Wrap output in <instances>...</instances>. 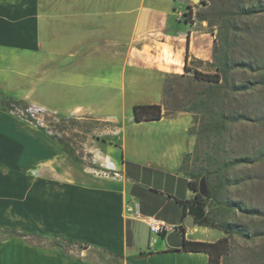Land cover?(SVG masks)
<instances>
[{
	"label": "crops",
	"instance_id": "0c3cea01",
	"mask_svg": "<svg viewBox=\"0 0 264 264\" xmlns=\"http://www.w3.org/2000/svg\"><path fill=\"white\" fill-rule=\"evenodd\" d=\"M176 1L0 0V94L104 125L86 143L96 169L0 111V229L87 243L1 236L0 264H208L206 253L169 251L148 224L159 217L185 228V239L206 240V228L196 236L199 226L185 227L180 203L194 195L181 169L197 144L192 115L133 114L136 104H164L167 79L184 75L186 62L192 71L214 62L215 35L196 17L179 19ZM181 1L179 11L196 13Z\"/></svg>",
	"mask_w": 264,
	"mask_h": 264
},
{
	"label": "rangeland",
	"instance_id": "374dc122",
	"mask_svg": "<svg viewBox=\"0 0 264 264\" xmlns=\"http://www.w3.org/2000/svg\"><path fill=\"white\" fill-rule=\"evenodd\" d=\"M190 2L197 6L198 13L209 12L214 17L215 25L208 26V21H205V25L215 35L216 64L220 66L225 59L229 62L243 60L245 63L230 68L227 80L223 81L224 87L198 81L193 73L184 72L187 74L184 77L173 75L168 78L165 94L169 109H189L201 99L207 100L206 105L197 109L199 111L197 114L189 112L193 118L192 129L198 138L196 137V148L186 158L182 171L193 178L221 161L246 158V163L228 171L226 176L230 180L220 195L223 200L235 202L239 209L229 215L218 211L215 217L219 221L234 222L242 232V235L235 234L232 237V252L225 260V264H264V160H258L264 153V11H260L264 7V0H202L201 3L190 0ZM183 5L181 0L176 1L178 6L176 15L182 11L178 9ZM240 7L256 9L252 13H246L241 12L238 9ZM214 64L206 65L203 70L214 72ZM43 99L45 100L44 97ZM44 103L58 110V99L47 98ZM1 110L18 121L24 120L23 117L29 114L43 118L44 114L40 111L58 114L28 100L4 94H0ZM222 111L230 114L232 120L227 124L225 131L220 133L213 130L211 123ZM78 120V123L69 120L62 123L58 115V126L61 124L65 130L64 133L58 134L64 137V146L70 156L98 169L93 163L92 154L86 149V143L88 140L98 142L97 138H101L104 125L89 116L78 117ZM37 128L44 133L38 126ZM79 130L83 132L79 133ZM85 133L86 138L83 137ZM102 146L105 149L112 148L104 143ZM113 153L118 162L122 160V151L113 149ZM99 174L110 175L100 172ZM215 182L213 180V184ZM250 210L258 211L259 214H250ZM195 228L193 234L200 235L202 230L200 226ZM203 228H206L205 241H215L222 236L218 230ZM1 236H7L2 229Z\"/></svg>",
	"mask_w": 264,
	"mask_h": 264
},
{
	"label": "trees",
	"instance_id": "16d2710c",
	"mask_svg": "<svg viewBox=\"0 0 264 264\" xmlns=\"http://www.w3.org/2000/svg\"><path fill=\"white\" fill-rule=\"evenodd\" d=\"M187 9L188 10L186 11V16L184 19L187 23L189 21L192 22L193 18L196 17L200 21H208V26L210 27L215 25L214 17L209 12L198 13L196 11V13L194 14L191 6H188ZM238 9L241 12L245 11L246 13H252L256 8L251 7L245 9L240 7ZM260 11H264V7ZM216 17H218V15H216ZM211 32L212 34H214L213 31ZM215 42L213 48V63H215L214 72H203L197 69H194L192 71V69L188 66L187 62L184 65V69L185 73H193V76L198 81H204L212 85H219V87H224L223 81L227 80V73L230 71V68H236L238 66H241L245 63V61L241 60L235 62L233 60V62H229L227 59H225V61L219 66L218 64H216L217 59L215 53L217 51V46L215 45ZM185 73L184 75H174V77H184L187 75ZM168 83L169 80L167 79V84ZM166 103L167 100L165 94L164 104H136L133 108L134 119L137 122L158 120L161 119L164 114H175L181 111L193 112L197 114L199 112L197 109H200V107L206 105L207 100L201 99L199 103L189 109L178 108L172 110L167 107ZM25 105L27 106L28 104ZM40 113L44 114L43 118L39 117L38 115L32 116L31 114H29V116L23 117V119L28 123L38 126L44 131V133L49 138L56 141L57 143L59 142L64 146V137L59 136L58 132L64 133L65 130L62 128L61 124L60 126H58V114L51 113L50 111H40ZM60 118L62 119V123H66L68 120L74 123H78L79 121L78 118L75 117L60 116ZM39 119H41V121H37ZM213 119L214 120L211 123V127L213 128V130L222 133L225 131L229 121L232 120V116L222 111ZM35 122H39V124H36ZM82 132L83 130H79V133ZM190 133L198 138V135L196 134L194 129H192V126L190 127ZM86 134L87 133L83 135L84 138H86ZM64 149L67 150L65 146ZM189 156L190 154L185 155L181 169L183 168L186 158ZM258 160H264V153L258 157ZM246 162V158H236L234 160L221 161L216 166L205 169L202 174L194 176L193 178L188 175L191 178V180L189 181V186L194 191V195L190 199L182 200L180 202L183 206V217L187 219V217L192 216L194 218L195 225L218 230L222 233V236L215 241L184 239V243L181 248H171L169 251L202 252L208 255V264H225V260L230 257L232 252V237L235 234L242 235V232H240V230L237 228V224H235L234 222L226 220L219 221L216 219L215 216L217 215L216 213L218 211H221L224 215H229L231 212L239 209V207L236 206L235 202L223 200L221 199L220 195L221 192L227 187L228 182L230 180V178L226 176L228 171L233 169L237 165ZM202 178H206L208 184V192L206 196L202 195L199 192L200 180ZM213 180L216 181L215 184H213ZM249 213L253 215L259 214V212L255 210H250ZM2 230L5 231L6 235L9 237H21L32 244H39L42 243L44 240L51 238L52 244L54 245H60V243H76L84 246L87 245L84 240H78L73 238H62L56 235L49 236L41 233H28L14 228H5ZM184 230L185 228L180 226V231ZM163 237H165V235H163ZM36 238L38 240H36Z\"/></svg>",
	"mask_w": 264,
	"mask_h": 264
},
{
	"label": "water",
	"instance_id": "95a60500",
	"mask_svg": "<svg viewBox=\"0 0 264 264\" xmlns=\"http://www.w3.org/2000/svg\"><path fill=\"white\" fill-rule=\"evenodd\" d=\"M196 3H201L202 0H194ZM199 192L206 196L208 192V184L206 178L200 180ZM186 228H193L195 226L194 218L192 216L187 217L185 221ZM185 239V230L180 231L178 229L172 231L166 236V240L169 246L174 248H181Z\"/></svg>",
	"mask_w": 264,
	"mask_h": 264
},
{
	"label": "built area",
	"instance_id": "2783aa9c",
	"mask_svg": "<svg viewBox=\"0 0 264 264\" xmlns=\"http://www.w3.org/2000/svg\"><path fill=\"white\" fill-rule=\"evenodd\" d=\"M179 19H185L186 16V11H180L177 14ZM134 207H138L137 205ZM130 210H134V208L132 207H128V211ZM148 224L150 226V230L152 234H156V235H165V237L171 233L172 231L178 229L180 230V226H171L168 223H166L163 220H160L159 218L156 217H148Z\"/></svg>",
	"mask_w": 264,
	"mask_h": 264
}]
</instances>
